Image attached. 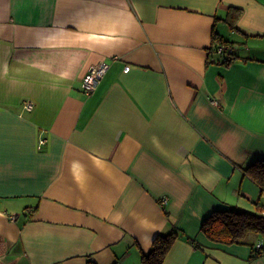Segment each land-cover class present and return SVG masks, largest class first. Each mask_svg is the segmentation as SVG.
I'll return each instance as SVG.
<instances>
[{"label": "crops", "instance_id": "obj_1", "mask_svg": "<svg viewBox=\"0 0 264 264\" xmlns=\"http://www.w3.org/2000/svg\"><path fill=\"white\" fill-rule=\"evenodd\" d=\"M261 158L264 0H0V264H247L201 227L264 209Z\"/></svg>", "mask_w": 264, "mask_h": 264}, {"label": "trees", "instance_id": "obj_2", "mask_svg": "<svg viewBox=\"0 0 264 264\" xmlns=\"http://www.w3.org/2000/svg\"><path fill=\"white\" fill-rule=\"evenodd\" d=\"M241 15V10L231 8L226 22L236 30L235 24ZM213 44L218 43L220 47L230 45V42L214 31ZM236 57H230L226 63H231ZM244 175L264 192V159H258L243 168ZM258 211L250 212L235 208L214 211L202 222L201 231L215 244H240L250 233L260 235L264 240V209L257 203ZM180 238L177 232L159 234L153 242L152 249L148 252L142 251L141 264H165L166 258L173 248L175 242ZM254 249V247H253ZM87 264H95L89 261Z\"/></svg>", "mask_w": 264, "mask_h": 264}, {"label": "built area", "instance_id": "obj_3", "mask_svg": "<svg viewBox=\"0 0 264 264\" xmlns=\"http://www.w3.org/2000/svg\"><path fill=\"white\" fill-rule=\"evenodd\" d=\"M231 50L229 46L227 47H218L217 51L219 54H223ZM110 68V65L106 62H101L97 66L91 68L86 75L83 78V90L86 94L90 95L94 93L103 80L104 76L108 72ZM25 108L27 110H31L33 108L32 102H26ZM168 202L167 198H164L161 201V204L164 206ZM264 256V242H259L255 247L253 251V257H262Z\"/></svg>", "mask_w": 264, "mask_h": 264}, {"label": "rangeland", "instance_id": "obj_4", "mask_svg": "<svg viewBox=\"0 0 264 264\" xmlns=\"http://www.w3.org/2000/svg\"><path fill=\"white\" fill-rule=\"evenodd\" d=\"M252 211H255V209H252L251 212ZM261 241L264 242L263 238L260 235H258L256 233H250V234H248L245 237V239L243 240L242 243H240V244H230V245H232V246H235V245L236 246H240L242 248L247 249V251L250 252L251 248L255 247ZM248 259H249V257H247V260ZM247 264H264V256H262V257H253L252 259L248 260Z\"/></svg>", "mask_w": 264, "mask_h": 264}, {"label": "bare ground", "instance_id": "obj_5", "mask_svg": "<svg viewBox=\"0 0 264 264\" xmlns=\"http://www.w3.org/2000/svg\"><path fill=\"white\" fill-rule=\"evenodd\" d=\"M216 52H217V51H216ZM227 55H228V54H227ZM252 251H253V250H252ZM252 251H251V252H252Z\"/></svg>", "mask_w": 264, "mask_h": 264}]
</instances>
